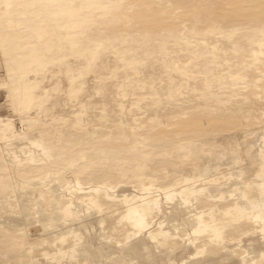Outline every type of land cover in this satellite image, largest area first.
I'll list each match as a JSON object with an SVG mask.
<instances>
[{
	"label": "rangeland",
	"instance_id": "rangeland-1",
	"mask_svg": "<svg viewBox=\"0 0 264 264\" xmlns=\"http://www.w3.org/2000/svg\"><path fill=\"white\" fill-rule=\"evenodd\" d=\"M59 2L9 0L7 5L0 0V264H264V163L258 158L254 168L247 157L249 140L240 130L247 131L244 123H248H240L239 130L230 128L221 137L216 159L209 162L211 169L219 172L215 170L218 174L208 176L214 195L207 201L215 206L207 208L203 216L208 222H204L198 210L197 183L191 184L186 178V173L196 176L199 172L197 138L188 134L190 131L181 132L183 122L172 128L178 130L148 123L139 135H132L128 129L122 137L115 134L116 143H111L113 135L107 131L96 134L94 142L87 136L88 131L70 125L86 117L84 111L80 112L85 105L91 106L88 113L97 114L96 108L110 99L111 91L118 92V87L98 74L99 79L95 78L91 70L85 73V89L74 93L70 73H64L69 69L67 65L75 66L73 58L70 62L50 59L47 65L33 55L34 49L32 53L24 50L29 46L26 42L41 39L38 51L55 56L53 47L48 54L51 46L47 47L45 41L58 42L53 30L73 19L62 14ZM65 2L70 6V0ZM88 2L80 6L84 8ZM164 6L168 14L162 20L168 25L162 26L159 33L165 34L162 30L178 20L180 25L187 24L183 8L171 0H166ZM175 11L177 18L173 17ZM200 15L204 17V12ZM7 17L15 25L9 24ZM40 18L46 19V25L38 21ZM178 23L173 27L180 26ZM39 29L43 31L38 39ZM182 31L187 39L182 38L192 45L199 37L191 39L188 32ZM204 31L201 28L198 33ZM99 33L90 32L95 36ZM224 34L222 30L216 36ZM183 41L178 42L179 48L171 41L172 51L186 54L178 51ZM175 64L187 70L201 65L187 56ZM110 65L120 64L110 61ZM153 68L162 69L156 65ZM3 73L12 74L15 103L7 95ZM96 83L100 93H93ZM193 84L200 86L198 82ZM228 86L224 85L226 89ZM147 93L146 88L138 89L133 97L118 93V99L124 102L126 111H132L136 109L135 100ZM138 107L146 106L140 103ZM149 116L154 117V113ZM136 117L148 122L147 113ZM181 117L179 114L178 121ZM192 118L185 121L186 127H196L198 118ZM93 120L102 123V119ZM185 142L190 144L188 148ZM139 166L145 168L146 175L129 173V169ZM252 180L259 185L254 195L250 193ZM250 196L255 204H247ZM237 201L246 208L240 214ZM210 212L214 222L210 221ZM228 214L240 216V220H223ZM242 231L252 235L250 242L239 244Z\"/></svg>",
	"mask_w": 264,
	"mask_h": 264
},
{
	"label": "bare ground",
	"instance_id": "bare-ground-1",
	"mask_svg": "<svg viewBox=\"0 0 264 264\" xmlns=\"http://www.w3.org/2000/svg\"><path fill=\"white\" fill-rule=\"evenodd\" d=\"M8 1L5 0L7 5ZM60 1L58 7L61 8L62 14L68 15L67 19H73L57 25L53 30L59 37L58 42L51 44L45 41L47 47L51 46L48 51L54 48L55 56H47L38 51V47L43 44L39 41L42 29V31L37 30L39 39L36 40L37 43L26 42L25 45L29 46L24 50L31 52L34 49L33 55L38 56L40 62L47 65L52 60L70 62L69 58H73L75 66L67 65L69 69L64 73H70L71 85L75 88L74 93L85 89L83 82L85 73L91 70L95 71V78L98 74L99 77L109 79L110 85L118 87V92L111 91L110 99H105V102L96 108L97 114L88 113L91 106L85 105L80 112L84 111L86 117L81 116L76 119L77 122L70 125L85 133L88 131L87 136L94 142L96 134L107 131V134L113 135L111 143H116L115 134L118 133L122 137L128 129L132 135H139V131L148 126V123H151L152 127H170L169 130H176L177 127L172 128L177 123L183 122L180 125L181 132L190 131L191 133L188 134L197 138L198 148L194 152L197 153L199 172L196 176L186 173V178L191 184L197 183L198 210L203 221L208 222L203 215L207 212V208L215 206L214 203L207 201L208 196L214 195L208 176L219 172L215 168L211 169L209 162L215 160L218 155L221 137L230 128L239 130V124L247 122L248 124L244 123V125L248 130H240L249 140L247 157L254 168L258 158L264 163V0H171L185 10L188 20L186 25H180L179 20L176 21L180 25L176 27H173L176 23L174 22L172 27L162 30H166L165 34L159 33V29L168 25L162 20L163 16L168 14L164 6L166 0H142L144 2L140 4H137V0H113L108 4L104 2L105 0H89L84 8L80 3L85 0H70V6L65 0ZM43 5L46 6L45 3ZM200 11L204 12V17H201ZM176 12L178 11H175L173 17L177 18ZM117 13L122 15L118 16ZM6 19L13 25L14 21L10 22V17ZM204 20L206 22L202 23ZM38 21L46 25V19L40 18ZM237 21H241L242 24L238 25ZM233 22H236L235 26ZM201 28L205 31L198 33ZM9 30L11 27L8 32ZM95 30L100 32L99 35L90 34ZM182 30L188 32L191 39L193 36H199L193 45L186 40V36V39L182 38L184 37L181 34ZM222 30L225 34L216 36ZM171 41L174 43L173 46L176 44L175 47H178V42L183 41L178 51L186 54L180 55L179 52L172 51L169 44ZM65 43L69 44V47ZM50 53L51 51L48 54ZM182 56L190 57L201 65L193 70L179 68L175 63ZM110 61H117L120 65L111 66ZM154 65L161 66L162 69L156 71ZM120 73L124 74L123 78L120 77ZM3 75L7 95L15 103L17 94L10 79L12 74L3 73ZM59 75L61 76L60 73ZM174 77L177 79L174 80ZM194 82L200 83V86L196 87ZM224 85L229 86L226 89ZM144 88L148 89V93L145 94L147 96L140 97L134 102L135 110L140 112L126 111L124 102L118 99V93L124 97H133L138 89ZM100 89L97 83L92 87L93 93H100ZM104 93L106 97L109 95L106 90ZM140 103L146 107L143 109L138 107ZM20 108L19 105L18 109ZM143 112L147 113L148 118L145 120L148 122L136 117L138 113ZM149 113H154V117L158 118L154 120ZM87 114L92 118H88ZM179 114L183 115L180 121H178ZM38 116L42 119L45 117L41 111ZM193 116L198 118L196 127H186L188 123L185 121L194 120ZM21 117L25 118V115L22 114ZM95 118L102 119V123L98 124L93 120ZM257 132L258 137L255 136ZM184 140L189 141L186 138ZM189 145L186 142L184 144L186 148ZM171 151L172 149H169L168 154ZM144 170L143 166H139L136 169H129V173L142 176ZM162 171L168 174L165 169ZM257 187H259L258 183L252 180L251 195H254ZM261 200L264 206L263 195ZM255 202L256 200L250 196L247 204H255ZM216 206L219 204L216 203ZM236 207L239 214L246 209L241 201H237ZM209 214L210 221L214 222L215 217L211 212ZM239 217L228 214L222 219L237 223ZM241 235L239 244L250 242L252 239V235L247 231H242ZM222 239L218 238V240Z\"/></svg>",
	"mask_w": 264,
	"mask_h": 264
}]
</instances>
